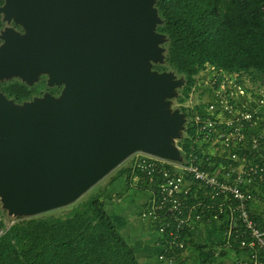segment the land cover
Here are the masks:
<instances>
[{
  "label": "water",
  "instance_id": "water-1",
  "mask_svg": "<svg viewBox=\"0 0 264 264\" xmlns=\"http://www.w3.org/2000/svg\"><path fill=\"white\" fill-rule=\"evenodd\" d=\"M154 3L5 0L0 6L4 20L13 17L24 29L3 32L0 80L18 76L31 84L36 71L50 69L49 86L65 83L57 97L45 93L22 104L0 92V195L8 214L71 204L136 152L181 160L175 141L186 118L168 113L163 101L178 82L150 64L162 60L157 44L165 39L155 31Z\"/></svg>",
  "mask_w": 264,
  "mask_h": 264
},
{
  "label": "trees",
  "instance_id": "trees-1",
  "mask_svg": "<svg viewBox=\"0 0 264 264\" xmlns=\"http://www.w3.org/2000/svg\"><path fill=\"white\" fill-rule=\"evenodd\" d=\"M4 1L0 0V6ZM154 7L162 21L155 31L164 34L168 44L167 65L153 64L152 70L172 69L184 76L180 103L189 97L194 76L206 64L247 74L254 82L264 79V0H155ZM3 23L0 16V30ZM14 26L21 31L17 24ZM61 90L62 85L49 86L44 76L31 84L18 76L0 80V92L16 104L43 97L45 93L57 97ZM182 111L188 116L184 106ZM178 145L183 151L189 150L184 136ZM142 175L132 166L120 169L104 190L78 201L64 216L46 211L15 216L7 227L0 222V264H141L134 245L106 208V193L122 176L132 184L136 176ZM188 181L191 189L185 205H196L200 219L205 221L213 214V209L207 207H215L216 201L195 199V190L200 192L198 183L189 177ZM147 183L138 180L133 185L144 188ZM201 187L211 194L208 188ZM153 191H157L154 186ZM185 229L183 236L189 241L188 228ZM163 237L167 246L168 230ZM179 252L176 249L165 256L170 259L175 253L179 256Z\"/></svg>",
  "mask_w": 264,
  "mask_h": 264
},
{
  "label": "built area",
  "instance_id": "built-area-1",
  "mask_svg": "<svg viewBox=\"0 0 264 264\" xmlns=\"http://www.w3.org/2000/svg\"><path fill=\"white\" fill-rule=\"evenodd\" d=\"M194 78L190 104L184 106L189 150L183 151L177 140L180 161L134 153L132 169L143 174L136 181H147L157 190L142 217L155 220L162 237L169 232L160 260L167 259L166 253L183 250L188 238L183 236L185 228L201 216L196 205H185L189 177L212 196L223 198L225 244L248 253L240 264H264V218L256 219L250 210L257 198L256 186L264 182V90L247 74L210 64Z\"/></svg>",
  "mask_w": 264,
  "mask_h": 264
},
{
  "label": "crops",
  "instance_id": "crops-1",
  "mask_svg": "<svg viewBox=\"0 0 264 264\" xmlns=\"http://www.w3.org/2000/svg\"><path fill=\"white\" fill-rule=\"evenodd\" d=\"M256 84L259 89L264 90V79ZM262 156L264 157V151ZM134 182L133 179L131 184L125 176H122L111 184L106 193L108 194L106 208L112 213L126 239L134 245L141 264H240V260L247 257L246 250L229 248L225 244L227 214L225 211H220L223 198L212 196L200 184H197L200 192L195 190L194 198L206 202L216 201L215 207H207V209H213V214L209 215L205 221L199 218L190 222L187 231L189 241L179 252V256L176 257V251L172 255V261L160 260L158 254L165 246V239L158 232L155 220L142 217L143 211L153 197V185L147 184L146 187L140 188L133 185ZM255 191L257 198L251 203L250 210L253 216L263 219L264 182L256 186ZM130 192L135 196L129 195Z\"/></svg>",
  "mask_w": 264,
  "mask_h": 264
},
{
  "label": "rangeland",
  "instance_id": "rangeland-1",
  "mask_svg": "<svg viewBox=\"0 0 264 264\" xmlns=\"http://www.w3.org/2000/svg\"><path fill=\"white\" fill-rule=\"evenodd\" d=\"M0 16L3 20V31H0V45L3 42V32H8V31H12L13 33H16L17 30H15V26L14 24L15 21L13 19V17H11L10 19H6L4 20L3 18L5 17V14L3 12H0ZM79 20L82 22H85L84 17H79ZM162 23L160 17L158 16V18H156V25H160ZM18 25V24H17ZM21 28V31L19 32H23L24 29H22V27L20 25H18ZM158 34V33H157ZM155 34V35H157ZM165 39H163L162 41L158 42L157 46H158V52L157 53H161L162 55V60L159 62L156 61H150V64H165L166 63V55H167V44H168V39L167 37L164 35ZM166 72H170V74L172 75V77L178 82L177 85L174 88V93L172 96H170L169 98H163L164 103L167 105L168 107V113L170 114H174L175 112L178 111V113H183L184 111H182L183 106L190 104L189 102V97L182 103L179 102V97L182 96V88L185 84V78L182 74L177 73L176 71L169 69ZM40 76H44L46 77L47 81H50V77H51V71L50 69H42V70H38L36 71L30 78H29V82L30 81H35L37 78H39ZM65 83L62 82V88L64 87ZM42 100L39 101H35L33 104L35 105L38 102H41ZM185 115V114H184ZM184 136V131L181 133V137L177 138L175 142H177V140L182 139ZM134 153L129 155L126 159H124L118 166H116L113 170H111L109 173H107L102 179H100L97 183H95L91 188H89L84 194H82L75 202L63 206V207H59L53 210H50L46 213H50L53 214L54 216H64L65 214H67V212H69L74 205L78 202V201H82L85 200L87 197H90L92 194L95 193H99L102 190H104L103 187H105L107 185V183L109 182V179H111V177H113L120 169H126L128 167L132 166V161L134 158ZM181 155V153H180ZM135 182H136V177H135ZM134 182V183H135ZM133 183V184H134ZM129 195L131 196H135L132 192L129 193ZM106 197L108 198V194H106ZM129 197V196H128ZM152 199V198H151ZM128 200V198H127ZM143 200V199H142ZM138 201L141 202V200ZM135 214V213H134ZM15 217V215H11L8 214V209L5 208L4 206V202L2 200V197L0 195V222H2L6 227L12 222V219ZM3 232V228L0 227V233Z\"/></svg>",
  "mask_w": 264,
  "mask_h": 264
}]
</instances>
